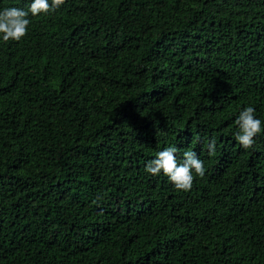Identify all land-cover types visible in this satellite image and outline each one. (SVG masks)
<instances>
[{
    "label": "trees",
    "instance_id": "trees-1",
    "mask_svg": "<svg viewBox=\"0 0 264 264\" xmlns=\"http://www.w3.org/2000/svg\"><path fill=\"white\" fill-rule=\"evenodd\" d=\"M0 264H264V0H0Z\"/></svg>",
    "mask_w": 264,
    "mask_h": 264
}]
</instances>
